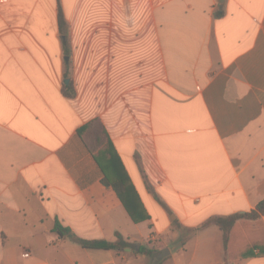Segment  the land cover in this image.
I'll list each match as a JSON object with an SVG mask.
<instances>
[{"label":"crops","instance_id":"crops-1","mask_svg":"<svg viewBox=\"0 0 264 264\" xmlns=\"http://www.w3.org/2000/svg\"><path fill=\"white\" fill-rule=\"evenodd\" d=\"M262 199L264 0H0V264H264Z\"/></svg>","mask_w":264,"mask_h":264},{"label":"trees","instance_id":"trees-1","mask_svg":"<svg viewBox=\"0 0 264 264\" xmlns=\"http://www.w3.org/2000/svg\"><path fill=\"white\" fill-rule=\"evenodd\" d=\"M62 21V17H61ZM66 87L67 89L72 92V82L67 77L66 79ZM113 186L115 190L122 194L123 191L127 189V185L123 178H121L119 181L114 182ZM264 215V199L259 201V203L256 205V208L242 213H236L229 216H214L208 219L205 223H203L204 226H208L211 224L218 225L224 233V240H225V248L228 251H232L233 249V240L238 238L237 229H242L249 233V229L251 228V222L250 220H255V225H260L258 227H264L263 221L261 220V216ZM240 221V222H239ZM247 222V223H246ZM249 222V223H248ZM54 229L59 233L60 236H70L74 240L81 243L83 246L87 248H96V249H124L131 245L130 242L125 240L121 234H117V240L115 241H108L106 239H94V240H87L83 238H79L76 235H74L70 229H67L63 227L60 223H56ZM250 235V234H249ZM251 239V236H248V240ZM156 243L153 240H149L148 244ZM258 248L259 252L264 254V245L255 243L252 247H250V250L248 252H244L243 255L246 254H253V250ZM140 253H145L146 255H156L159 252V248L155 245L154 247H150L149 245H142L140 250L138 251Z\"/></svg>","mask_w":264,"mask_h":264},{"label":"rangeland","instance_id":"rangeland-1","mask_svg":"<svg viewBox=\"0 0 264 264\" xmlns=\"http://www.w3.org/2000/svg\"><path fill=\"white\" fill-rule=\"evenodd\" d=\"M247 223V222H246ZM249 223V222H248ZM253 226H255V225H251V228L253 227ZM258 226H260V225H256L255 227H258ZM260 228H262V232L264 233V228L263 227H260ZM237 233H238V240H243L244 239V235L241 233V229H237ZM242 243V242H241ZM146 245H148V241L146 242ZM150 246H157V243H152V244H149ZM241 247L243 248V246H242V244H241ZM135 248V247H134ZM152 256V255H151ZM157 263V262H156ZM155 263V264H156Z\"/></svg>","mask_w":264,"mask_h":264},{"label":"water","instance_id":"water-1","mask_svg":"<svg viewBox=\"0 0 264 264\" xmlns=\"http://www.w3.org/2000/svg\"><path fill=\"white\" fill-rule=\"evenodd\" d=\"M127 251H134L131 247H127V248H125ZM140 249V244H138L137 246H136V250H139ZM162 255H164V253L162 252L161 254H160V256H162Z\"/></svg>","mask_w":264,"mask_h":264},{"label":"built area","instance_id":"built-area-1","mask_svg":"<svg viewBox=\"0 0 264 264\" xmlns=\"http://www.w3.org/2000/svg\"><path fill=\"white\" fill-rule=\"evenodd\" d=\"M27 255V254H26Z\"/></svg>","mask_w":264,"mask_h":264}]
</instances>
